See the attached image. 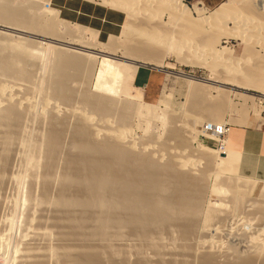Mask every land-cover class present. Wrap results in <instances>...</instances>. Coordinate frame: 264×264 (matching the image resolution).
<instances>
[{
	"label": "bare ground",
	"instance_id": "1",
	"mask_svg": "<svg viewBox=\"0 0 264 264\" xmlns=\"http://www.w3.org/2000/svg\"><path fill=\"white\" fill-rule=\"evenodd\" d=\"M19 1L20 2L16 3L14 0H0V29H2L0 30V78L13 81L10 86L11 90L7 88V90L9 89L8 92L6 91L5 86L7 84L5 82L6 85H0V179H2L1 174L3 169L5 170V167H7V154L9 150L17 145L25 149H23L25 153L22 157L24 167L22 168V174L21 172L19 173L18 179L21 180L24 172L29 170L24 171L27 167L35 169V167L40 164L43 170L40 174V182L42 181L43 188L41 189L44 192H46L48 187L50 188L52 185L51 183L57 179L58 192L57 195L55 194L56 198H53L54 200L50 199L52 202L48 201L49 195L47 192H49V190L46 193L43 192V194H41L42 191L40 190L41 193L39 194L42 196L40 199L35 198L36 200L34 202L37 203L38 200V204L36 205L40 204L39 206L46 203L48 204L49 202L58 209H55L57 212H64V218L66 220L63 221H66L64 223H67V227L71 228L73 233H77V235L79 233V236H81V234H88V238L91 236L92 238H90L92 240L94 238L97 242L99 241V243L101 241V243L106 242L107 244L109 239L117 236L116 232L119 235L118 231H123L125 229L133 236L135 235V237L141 239V241L149 244L153 234L158 232L161 228L164 230L165 227L178 224L180 228L179 231L181 232L180 236L186 240L192 235L191 233L197 225H195L196 218L202 210V197L205 196L203 194L206 186L204 182L209 173L213 172V174H215L216 171H218V169L214 167L215 163L213 160L215 158L226 157L227 159L225 158L224 160L228 162L232 159L227 157L230 154L228 155V151L226 150L214 152L203 146H199V159H201V162L203 161V168H201V171L197 174H192L190 170L194 169V167L200 163L199 159L195 158L196 160L194 159V161H191V159L187 157L179 159L178 156L175 158V156L170 155L166 161L162 162L161 155L155 158L154 152H143L144 147L139 148L141 150L137 151L131 142H127V140L126 142L124 141L128 131H130L131 121L137 119L143 128H145L144 131L150 132V126L156 121H161L163 125L167 126L164 122L167 123L166 120L168 117H166L167 114H164L165 112H158L157 110L160 109H156L154 105H149L133 98L122 96L121 89L123 82L126 74L129 72L135 73L137 67L163 69L165 66L163 58L168 54L167 51L170 53L173 47L179 45L177 44L178 41V43L183 44V42H185L187 44L189 42L188 39H190V42L192 41L194 45L192 49H200L203 47V52H205L203 56L205 55L209 57L208 59H211V63L208 64L205 63V60H202V63L206 65L200 62L201 66H206L205 68L211 69L212 71L211 76L207 79H200L179 72L186 77V91L190 96H206V93L212 88H217L218 96H221V98H219L220 100H224L227 95L233 92L236 95L239 94V92L235 90H225L221 86H216L215 83L221 85L229 84L236 89L253 91L264 96V56H260L259 52L254 50L256 45L264 49V18H262V21L253 19L258 15L264 14V0H248L247 3H252V6L245 7L244 10L234 9L232 6L223 4L209 13H207L208 10L200 6L199 3L187 9L185 5L182 4L181 0H140V5L142 4V7H140H144L143 11H147V13L145 12L146 15L150 17H162L163 14L168 15V22L169 24L172 23L171 27H173V29L170 27L172 29H170V32L162 29L158 31L157 28L154 27L155 29H153L149 26L148 29L146 27L147 25H144L145 28L141 26V21L135 20V18H139L141 15L139 14V16H136L138 12H140L138 9L139 0H110V4L108 3L107 8L121 12L124 15V21L121 26V34L119 36L109 37L105 43L98 39V32L94 30H88L92 35L89 39L80 36V34H84L83 29L81 30L77 27L73 28L68 25H63L58 12L47 11L43 7V4L36 0ZM153 2L155 4H153ZM151 3L153 4L152 6ZM104 5L105 4H103V6ZM189 12L198 19L191 20L189 18ZM147 18L148 17L144 18V20ZM181 22L184 23L186 27L183 26L184 24L182 25L183 27L180 25L181 29L179 31L176 25ZM230 23L233 24V30L227 27V24ZM247 23L250 26L249 32L251 34L246 36L244 32ZM260 29H262V35L258 34ZM7 33L28 34V36L38 37L44 41H52L45 44L42 50L47 52L48 57L50 54L54 56L53 63H51V59V62L49 61L50 65L47 63V60L44 64H41V54H36V52H34L35 49H30L32 41L18 37V39H23V41L18 44H13L10 40L12 37ZM131 34L136 36H134L135 39H141L142 41L133 40L132 38L134 37H132ZM13 35L14 34L11 36ZM130 36L133 41L132 46L133 43H135L134 45L136 47L125 48V45H122L124 48L122 47L121 49V46H118L119 44H117V42L121 41L123 44L125 41L127 42ZM221 36H225V39L229 37L235 38V36H237L239 41L244 45L243 49L246 52L244 54L247 55L245 60L249 59V57H254L258 60V63L247 69H231L230 66L232 63L229 66L227 64L228 57L230 58L231 56L227 57L225 55L226 53L224 52H226V49L222 47L223 42L221 43V40L224 39L221 38ZM260 36L263 37V40H260ZM201 37L203 38V43H194L196 38L200 39ZM131 39L129 40V44L131 43ZM173 41L176 43H173ZM49 43L52 45L55 44L61 48L51 46ZM157 43H160V45L162 44L163 48L165 47L163 52L157 51L155 48V44ZM189 44L188 46L191 47V44ZM176 48H178V46ZM188 49L190 50V48ZM117 52L120 53L121 56L118 57L123 59V61L114 60L109 57H114ZM242 57L243 55L241 58ZM98 59H101L100 62L109 67L110 70H108L111 71L112 75L109 76V78H107L108 76L105 78L104 75V78H98V80L100 79V81L97 80L99 85H97V83L96 85L99 87L95 86V89H93L94 91L87 90V86L90 85L87 82L85 83L87 88L84 87L82 91L78 92L76 85L80 83V80H88V77L90 79L91 73L94 72V68H96ZM205 59L207 60V58ZM139 62H141L140 65L136 64ZM121 63H124V65L127 64L129 67L117 71V67L121 66ZM190 64L198 65L192 62ZM36 65H38L40 74L37 81L34 80L35 74L33 75ZM215 65H220L219 67L223 65L227 72L231 69L233 71L232 74L237 77L239 76V78L235 80L216 72L214 69ZM7 80L5 81L11 82ZM1 82H3V80H1L0 83ZM95 90L98 91L95 92ZM246 96L247 94H239L241 99H248ZM76 103L80 106V110L76 108V111L79 110L80 112H78L77 115L74 114L76 116L74 117L76 122L72 128V132H70L71 140L68 148L69 151H67L68 153L66 152L67 155L64 156L65 158L63 157L65 165L63 166V170L65 169V171L64 173L62 172V175L59 173L60 176L57 177L55 170L61 158L62 140L66 128V119L68 118H66L67 115L61 116L60 112L61 110L65 112L63 106L66 107L67 110L71 105L73 106V104L75 105ZM208 105L209 106L206 105L205 108L203 107V110H201L203 112L205 109L204 114H206L208 123H210V121L214 122L213 124L216 123L214 126L224 124L220 108L215 104L213 105V102ZM61 107L63 109H61ZM71 109L74 110V108L68 110L73 114ZM29 116H33L32 119L35 117L38 118L42 126H45V130L41 127L44 132L40 129V131H42L41 135L38 131L37 134L34 133V137H31L32 135H30V132H27L26 128L28 126L26 124L27 121L30 122V120H28L30 119ZM201 119H203V117ZM207 121L205 125H207ZM211 123L210 125H213ZM168 128H170V126ZM184 129L186 131V136H181L180 133L174 131V129L173 132L177 135L175 140L177 139L179 141L176 140L180 143V146L185 145L187 147L189 144L188 141L195 140L196 138L194 139V137L196 134H199V132L197 131V133L193 128V130H191V127L187 128L186 125ZM99 133L106 136H103V139L97 140L96 137L100 135ZM170 134L174 135L172 132ZM159 145L162 150L165 148L166 144L162 142ZM138 147L140 146L138 145ZM19 150L18 148V153ZM33 150H37L41 152V154L38 157H33L30 154ZM172 154H174V152ZM8 157L10 156L8 155ZM12 157L14 158V156ZM235 169V171L238 172L237 168ZM29 171L27 172L28 174L32 170ZM7 173L9 172L7 171ZM7 176L11 175L7 174ZM31 176L32 174L30 177ZM239 185L237 184V186ZM219 187L220 186H215L212 192H223ZM242 189L245 188L242 187ZM237 190L238 187L232 190V193H236ZM260 206H262V204ZM262 207L263 210L261 209L260 213L264 218V206ZM208 209L205 213V219L215 211L211 209V207H208ZM64 226L66 225L64 224ZM113 228L116 232L114 236H111V232L114 230ZM117 229L119 230L117 231ZM85 231L87 232L86 234ZM254 234L256 237L258 233ZM255 237L251 236V238L248 237V239H251V243H255ZM240 239L244 240V237ZM241 240V243L238 244L241 245L242 248L248 251L253 250V254L256 253V255H261L260 257L263 256L262 259L264 258V240H262L263 242L261 241V243L258 240L259 242H256V244L253 243L252 245L250 244V240L249 242L246 240L248 243L246 241L242 242ZM105 249H109L111 252L114 251L112 248ZM90 250L91 249H89V252H91ZM48 251L49 250L46 249V252ZM56 251L58 252L59 250ZM113 255H115V251ZM248 255L250 254L248 253ZM254 255L253 257H255ZM59 257L62 256L59 255ZM95 257H97V255L93 257H84L83 254H81L78 257H74V259L71 258L72 261L67 259L65 263L64 261L63 263L100 264L98 262L100 261L98 260L99 256L97 260ZM64 258H67L66 255ZM207 260L206 258V264H212L210 259L209 261ZM247 260L248 261L244 260L245 264L252 263V259L250 260L247 258ZM249 260L251 262H249ZM67 261L70 262L68 263ZM242 262L243 259L240 263ZM171 263L169 261L167 263L160 261L157 264Z\"/></svg>",
	"mask_w": 264,
	"mask_h": 264
},
{
	"label": "rangeland",
	"instance_id": "2",
	"mask_svg": "<svg viewBox=\"0 0 264 264\" xmlns=\"http://www.w3.org/2000/svg\"><path fill=\"white\" fill-rule=\"evenodd\" d=\"M14 1L16 3L20 2L19 0H14ZM89 1H95V0H89ZM97 1H99V3L102 6L103 4H105L104 7L106 8L108 6V3L110 4V0H97ZM181 2L182 4L185 5L187 9L191 8V6L193 5L195 6L196 4V3H187L184 0H181ZM247 2L248 0L247 1L246 0H227L223 4L232 6L234 9L236 8L239 10H244L245 7L252 6V3H247ZM140 3L141 1L139 2V6H138V9L140 12H138L136 16H139V14H141L140 15L141 17L139 16L140 19L137 17L138 19L135 18V20L139 22L141 21L140 22L141 26L145 27L144 25H147L146 27L148 29L149 27L150 28L152 27L153 29L157 28L158 31L162 29L167 32H170L171 28L173 29V27H171L172 23L169 24L168 22V17H167L168 15L163 14L162 17L160 16L150 17L146 15L147 13L146 10L143 11L144 7L141 8L142 4L140 5ZM153 4L155 3L153 2ZM153 4L151 3V6ZM43 7L47 11L57 12L51 6L43 4ZM106 8H103V9L107 11H111ZM213 10L214 9L208 10L207 13ZM115 13H118V12H115ZM189 13H190L189 18L191 20L198 19L191 12ZM118 15L120 16V20L122 21V15L120 13H118ZM146 17L148 18L145 19L146 20L145 21L144 18ZM262 18H264V14L258 15L254 17L253 19H259L260 21H262ZM60 20L63 25H68L73 28L77 27L81 30L83 29L84 34H80V36H84L86 39H89L92 36L91 33L88 31L91 29L98 30L100 34L104 33L103 37H105L106 34H114L112 32L111 33L105 32V30L101 28V26L95 25L93 23H90L89 25L83 24L84 26L87 27L85 28V27L79 26L80 25L79 22H75V21L72 22L63 17ZM71 23H74V24H71ZM76 24H79V25H76ZM183 24L184 23L181 22L180 24L176 25L179 31L181 29L180 25L182 26ZM183 26L186 27L185 24ZM227 27L233 30L232 23L227 24ZM88 28H91V29H88ZM249 29H250V26L247 23V25L245 26L244 35L247 36L251 34L249 32ZM7 34L10 37H12L10 38V40L12 41L13 44L21 43L23 39L32 41L30 49L32 50L35 49L34 52H36V54H39V53L41 54L42 56L41 64H44V62L47 60L48 61L47 63L50 65L51 59H52L51 63H53L54 56L52 55L53 56L52 57L50 54L48 57L47 52L42 50L45 44H48V42H52V41H44L41 38L34 37L31 35L28 36V34H22V33L20 34L19 33H10V34L7 33ZM12 34L14 35L11 36ZM120 34H121V30L117 36H119ZM258 34L262 35V29L259 30ZM131 36L134 37L135 35L133 36L131 34ZM131 36L129 37L130 39L132 38ZM18 37L23 38V39L20 40L18 39ZM135 37L132 39L134 40ZM129 38L128 40L126 39L127 42L125 41L123 44L121 43V41H118L117 42V44H119L118 46H121L120 47L121 49L124 45H125V48L127 47L135 48L136 47L134 45L135 43H133V46H132V42H133L132 39L130 41L131 43L129 44V40H130ZM221 38L224 39V40H221V43L223 42L222 47L226 49L225 50L226 52H224L226 53L225 55L227 57L231 56L230 57L231 59L228 57V63H227L228 66L232 63L230 66L231 69H236V68H237L236 70L247 69L248 67H251L258 63V60L254 57L253 58L249 57V59L245 60L247 55L244 54L246 53L245 50L243 49L244 45L241 41H239V38H237V36H235V38L229 37L227 39H225V36H221ZM259 38L260 40H263L262 36H260ZM136 40H138L139 42L142 41L141 39H135V41ZM202 40H203L202 37L200 39L196 38L194 43L201 44V42L203 43ZM100 41L105 43L107 40H100ZM188 41H187L188 42L187 44L183 42L184 45L182 43H178L179 42L178 41L177 44H179L180 47L179 45H176V47L178 46V48L173 47L170 50V53L169 51H167L168 54H166V56L163 58V63L165 66L162 70L164 72L154 71L156 72V78L153 77L154 75L152 76L150 85L146 89H141V90L136 89L132 86V84L127 85V89H126L125 84H126L127 79L134 75V73H130V72L127 73L125 80H124V86L121 90V95L124 97L132 98L131 96H128V94H134L136 90H140L139 100L137 98H133V99L144 102L146 104L154 105L156 109H160V110H157L158 112L160 111H162L163 113L165 112L164 114H167L166 117H168L166 120L167 123L164 122L167 126L163 125L161 121L160 122L156 121L150 126V129H149L150 132H145L144 131L145 128H143V126L139 123L137 119L132 120L133 122L131 121V126H130L131 128H129L130 131H128L126 139L124 141L126 142L127 140V142H131L137 151L141 150L139 148L144 147L143 152H148V151L149 152L151 151V153L154 152L153 154L155 158L161 155L162 162L166 161L168 159V156L170 155L175 156V158H177L178 156L179 159L181 158L184 159L187 157L188 159H191V161H194L195 158L199 159V152H198L199 146H203L204 148H207L214 152H222L226 150L228 151V155L230 154L227 157L233 160V161L231 160L232 163L230 160L229 161L227 160L229 163L226 162L224 160L226 157L217 158V159L215 158L213 160L215 163L214 167L217 168L218 171H216L215 174H213V172L209 173L207 176V179L204 182V185L206 186H205V191L203 194L205 196L202 197V200H203L202 210L200 211V214L196 218L195 225L196 224L197 225L195 226L196 228L194 227L193 229L194 231H192L191 233L192 235H190L186 240L183 239L182 236H180L181 232L179 231L180 228L178 224L176 225L172 224V226L165 227L164 230L161 228L160 229L161 231L159 230L158 232L153 234L152 237L153 238L155 237V238L153 240V238L151 237L150 239L151 241L149 244L144 241H141V239L135 237V235L133 236L128 230H125V229L123 231L117 229V231L119 230L118 231L119 235H118L116 230L113 228L114 230H112L111 236H114L115 232L117 236H114L115 238L111 237L112 239H109L107 244L106 242L101 243V241L99 243V241L97 242V240L94 238H93L94 240L93 241L91 239L92 238L91 236H89V238L91 237L89 239L88 234L87 235L81 234V236H87V237H81L79 236L80 235L79 233L78 235L77 233L76 234L73 233L72 229L67 227L68 226L67 223H64L66 221H63V220H66L64 218L65 217L64 212H61V211L57 212L56 210L58 209L54 207L52 203L48 202V204L46 203V204H42L41 206H39L40 204L36 205L38 204V200H37V203L34 202L37 198L39 199L41 198L42 195L40 196L39 193H41L42 191L41 194H43L44 192L41 189L43 188L42 183H41L42 181L40 182L41 180L40 174H41V171H43L42 168L40 167L41 164L39 166H36L35 169H30L27 167V169H25L24 171L28 169L32 171L30 172L28 170L30 172L29 174L27 173L28 171L24 172L21 180L18 179V176L20 175L19 173L21 172L22 174V168L24 167L22 157L25 151H23L24 149L23 147L20 148L19 146L15 145L11 148V150H9V153L7 154V163H6L7 167H5V170L3 169L2 174H1L2 179H0V182H1L0 183V243H1L0 244L1 246L0 247V264H64L67 259L68 260L70 259L72 261L74 257H78L81 254H83L84 257L86 256L93 257L96 255L97 257L99 256L98 260L100 261L98 262L100 264H139V263L140 264H157L160 261L165 262V263L169 261L170 263L172 262L173 264H206V258L208 259L207 261H209L210 259L212 264H242V263L245 264L244 260L248 261L247 258L250 260L252 259V263L250 264H264V260H263L264 258L262 259L263 256L260 257L261 255H258V254L256 255V253H254L255 254L254 255L253 250H249L251 251L249 252L248 250L242 248L241 245H239L241 243L240 242L241 237H244V240H241L242 242L246 240L249 242L250 240V244L252 245L254 242L251 243V239H248V237L249 238H251V236L255 237L254 233L256 234L258 233L255 237L257 241L255 240L254 244H256V242H259V241L261 243V241L264 240V218L262 217L260 213L261 209L263 208L262 206H264V144H263L264 136L260 135L259 137V136L249 135V133H261L264 135V128H263L264 127V114L262 112L264 111V108H262L264 104L263 103L264 96L259 95V93H256L253 91H243L240 89H236L234 87H231L229 84L221 85L217 83H215L216 86H221L225 90L232 89V90L239 92V94L240 93L247 94L246 97L248 99L246 98L241 99V97H239V94L236 95L233 92L232 94L227 95L224 100H220L219 98H221V96H218L217 88L210 89L208 91L209 93L208 92L206 93V96L208 95L207 97L205 95H198V96L196 95V97L195 95L190 96V94L186 91V83H187L186 77L181 75L180 73L182 72V73H185L186 75L187 74L192 75L200 79H207L211 76L212 71L211 69L205 68L206 66H203L205 63L206 64L211 63L210 62L211 59H208L209 57H206L205 55H204L205 57L203 56V54L205 53L203 52V49H202L203 47L200 46L202 47L200 49H195L193 47L194 49H192V46L194 45L192 41L190 42V39H188ZM173 43H176V42L173 41ZM189 43L190 44L192 43L191 47L188 46ZM49 45L55 46L57 48H61L59 46H56L55 44L52 45L51 43H49ZM195 46H198V45H195ZM155 48L157 49V51H160V52H163L165 50L164 49L165 47L163 48L162 44L160 45V43L155 44ZM188 48H190L191 51ZM254 50L259 52L260 56H264V49H262L261 47L259 48V45H256ZM242 55L243 57L241 58ZM118 56H121L119 52H117L114 57L113 56H109V57L114 60L117 59L119 61H123V59L119 58ZM205 58H207V60ZM202 60L203 61L205 60V63H202L203 62ZM100 61L101 59H98L96 68H94V72H92L93 75L91 73L90 79L88 77V80H84V81L80 80L79 81L80 83L76 85L77 88L76 87L75 88L77 89L78 92L82 91L84 87L85 88L88 87L89 89L87 88V90L94 91L93 89H95V86L99 85V83L97 82L98 78L101 79V78H104V76L105 78L107 76H108L107 78H109V76L112 75L111 71H109L110 70L109 67L106 64L105 66ZM191 62L198 64V65H192L190 64ZM200 62L201 64H203L202 66ZM136 64L140 65L141 62L136 63ZM219 66L220 65H215L214 69L216 70V72H219L220 74L226 75L227 77L235 79V80L239 78V76L237 77L234 74H232L233 71L231 69H230L231 71L228 70L227 72L223 65H221V67ZM35 67L36 68H34L35 72L33 73V75L35 74L34 80L37 81L39 79L40 74L38 70V65H36ZM118 67H117V71H119L122 68L129 67V66L127 64L124 65V63H121V66H118ZM99 76H102V77H99ZM100 79L98 81H100ZM1 80H3V82H1L3 85L1 83L0 85L4 86L7 84L9 87L7 85L5 86L6 91L8 92L9 89L11 90L10 86L12 85L13 81L9 79L8 80L5 79L7 81H11L9 83V82H6L4 78L3 79L0 78V81ZM87 82L90 85L87 86L85 84ZM209 83H212V82H209ZM7 88L9 89L7 90ZM96 91L98 90H95V92ZM212 102H213V105L215 104L220 108V110L222 111V120L225 125L229 126V131L226 136L223 149L221 151H218V150L213 149L214 146L205 147L203 143L201 144L199 139H197L196 135L198 134H196L195 137L193 136L194 139L196 138L195 140H190L191 142L188 141L189 142V144L187 145L188 148L185 145L180 146V143H178L179 141L177 139L176 140L178 142L175 140L177 135L174 134L173 129L174 131L180 133L181 136H186L185 135L186 131L184 129L185 125L187 126V128L191 127V130L194 129L196 132L197 131L199 132V127L202 126L203 128V126L206 124L205 122L207 121L206 114H204L205 109L203 112L201 110H203L202 108L203 107L205 108L206 105L209 106L208 104ZM63 108L65 112L61 110L60 114L61 116L67 115L66 118L67 117L68 118L66 119V128H65V133L63 135V140H62L63 146L61 150V158L55 170L57 177L60 176V174L62 175L65 171V169L63 170L64 168L63 166H65L64 156H66L67 155L66 152L69 151L68 148H69V143L71 140L70 132H72V128L74 127V124L76 122V119L74 117H76L75 115H77V113L80 112L79 111L80 106L77 103L75 105L73 104V106L71 105L68 108V109L74 108V110L71 109L73 114H71L70 110L68 109L66 110V107L63 106ZM63 108L61 107V109ZM76 108L79 110L76 111L77 110ZM32 117L33 116H31L30 119H28L30 120L31 123L27 121L26 125L28 126L27 128L29 129L26 128V130L27 132L28 131L30 132V135H32L31 137H34L33 136L34 133L37 134L38 131H39V134L41 135L42 131H40V129L45 130V126H42V123L40 122L38 118L35 117L32 119ZM202 117L203 119H201ZM172 120H173V125H172ZM211 122L212 121H210V123ZM210 123H208L207 121V124H210ZM213 123L214 122H212L211 124ZM261 124H262L263 129L261 128V131L258 132L257 131L258 126ZM169 126L171 129L168 128ZM171 132L174 135L170 134ZM99 134L100 135L96 137L97 140L103 139L104 138L103 136H106V135H103L102 133H99ZM173 138L176 142L173 140ZM160 142L161 143L164 142V144H166L165 148L167 149L164 148L161 150L160 145H159L161 144ZM241 142L243 144L246 143V146H247L246 149H245V145L243 146ZM138 145L140 147H138ZM178 146L181 149H179ZM240 147L241 149L243 147V149L245 150H241ZM18 148L20 149L19 153H18ZM254 150H257L258 152H261V153L258 155L256 152H254ZM36 151L33 150L30 152V154L33 157L34 156L38 157L41 154V152L39 151L36 152ZM173 152L174 154H172ZM8 155L10 157H8ZM12 156H14V158ZM221 159H223L225 162ZM199 160L201 164L199 163L196 167L193 166L194 169L190 170L192 174L193 173L197 174L199 171H201V168H203L202 166L203 161L201 162V159ZM235 168H237L238 172L235 171L236 170ZM7 171L9 173H7ZM7 174L11 176H7ZM31 174H32L31 176L32 178L30 177ZM57 182L58 180L55 179L54 182L51 183L52 185L50 184L51 189L48 187L49 192H47L48 190H46V192L49 195L48 201L52 202V200L50 199L56 198V195L58 192ZM237 184L238 185L240 184V185L237 186ZM215 186L216 187L220 186L219 188L222 189L221 191L223 192L221 193L212 192V189ZM237 187H238L237 192L232 193L233 192L232 190L237 189ZM242 187L245 189H242ZM261 204L262 206H260ZM207 205L208 207H211V209L215 211L213 214H210L205 219V215H206L205 213L207 212V209H208ZM27 216L29 217L30 220L28 219ZM64 224L66 226H64ZM33 228L35 231L33 230ZM37 229H38V232H37ZM86 233L87 232L85 231V234ZM101 247L103 248V250ZM104 247L114 249L115 255H113L114 251H112L113 252L112 253L109 249H105ZM85 248L87 251L85 250ZM46 249L49 250L48 251L49 253L46 252ZM89 249H91L90 251L91 252L93 251V252L92 253L89 252ZM56 250H59L60 252L59 251L57 252ZM100 251L102 252V254ZM108 251H110L111 253ZM88 252L90 255L88 254ZM248 253L250 255H248ZM59 255L62 257H59ZM65 255L67 258H64ZM253 255L256 258L253 257ZM97 257H95L96 260H97ZM42 259L45 261H43ZM60 259L62 260V262ZM242 259H243V262L240 263ZM250 260L249 262H251Z\"/></svg>",
	"mask_w": 264,
	"mask_h": 264
},
{
	"label": "crops",
	"instance_id": "3",
	"mask_svg": "<svg viewBox=\"0 0 264 264\" xmlns=\"http://www.w3.org/2000/svg\"><path fill=\"white\" fill-rule=\"evenodd\" d=\"M44 5H50L54 10L58 12V15L60 19L63 17L67 20H70L72 22H79V25L81 27H85L84 25H89L90 23H93L95 25L101 26L107 33H114V34H106L105 37H103L104 33L100 34L98 30L91 29L98 32V38L100 40H107L111 36H117L120 33L122 23L124 21V15L121 12L108 9L104 6H102L99 1H89V0H36ZM187 3H200V6L204 7L206 10H212L218 8L221 4L225 3L227 0H184ZM198 2V3H197ZM106 8L111 11H107L103 8ZM114 11V12H112ZM118 12L122 15V21L120 20V16L118 15ZM121 22V23H120ZM69 23V22H68ZM120 23V24H119ZM74 24V23H71ZM82 24V25H81ZM84 24V25H83ZM119 25V26H118ZM118 28V29H117ZM117 29V30H116ZM154 69V68H149ZM147 68H141L137 67L136 72L133 76L127 79L125 88L127 89V85L132 84V86L136 89H146L152 80V76L156 78V72L149 70ZM156 71L164 72L162 69H155ZM125 80V79H124ZM124 86V82H123ZM122 86V88H123ZM122 90V89H121ZM140 90H136L134 94H128V96H131L132 98H137L139 100L140 98ZM144 103V102H143ZM151 105V104H149ZM262 128V124L258 126L257 131L260 132ZM264 128V127H263ZM262 128V129H263ZM247 134V133H246ZM249 135L254 136H264L261 133H249ZM241 144H243L241 142ZM245 145L246 149V143ZM241 149V147H240ZM242 149L241 150H245ZM258 155L261 152H258L257 150H254Z\"/></svg>",
	"mask_w": 264,
	"mask_h": 264
},
{
	"label": "built area",
	"instance_id": "4",
	"mask_svg": "<svg viewBox=\"0 0 264 264\" xmlns=\"http://www.w3.org/2000/svg\"><path fill=\"white\" fill-rule=\"evenodd\" d=\"M262 108H264V104ZM262 112L264 114V111ZM228 130L229 126L225 124H222L220 126L207 124L204 125L203 128L202 126L199 127V134L197 136V139H199L200 143H203L205 147L214 146V150L221 151L223 149Z\"/></svg>",
	"mask_w": 264,
	"mask_h": 264
},
{
	"label": "water",
	"instance_id": "5",
	"mask_svg": "<svg viewBox=\"0 0 264 264\" xmlns=\"http://www.w3.org/2000/svg\"><path fill=\"white\" fill-rule=\"evenodd\" d=\"M151 70L156 71L155 69H151Z\"/></svg>",
	"mask_w": 264,
	"mask_h": 264
}]
</instances>
